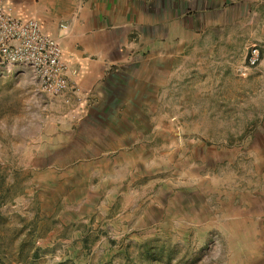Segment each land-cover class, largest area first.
<instances>
[{
	"label": "rangeland",
	"instance_id": "obj_1",
	"mask_svg": "<svg viewBox=\"0 0 264 264\" xmlns=\"http://www.w3.org/2000/svg\"><path fill=\"white\" fill-rule=\"evenodd\" d=\"M225 1L104 120L0 69V264H264V0Z\"/></svg>",
	"mask_w": 264,
	"mask_h": 264
},
{
	"label": "crops",
	"instance_id": "obj_2",
	"mask_svg": "<svg viewBox=\"0 0 264 264\" xmlns=\"http://www.w3.org/2000/svg\"><path fill=\"white\" fill-rule=\"evenodd\" d=\"M5 1L12 5L14 16L36 19L76 69L80 95L94 98L81 115L82 123L104 120L109 109L133 101L165 69L171 76L183 69L192 49L205 38L201 34L207 14L223 12L226 2L80 0L67 5V12L57 19L63 20L62 27H57L46 4Z\"/></svg>",
	"mask_w": 264,
	"mask_h": 264
},
{
	"label": "built area",
	"instance_id": "obj_3",
	"mask_svg": "<svg viewBox=\"0 0 264 264\" xmlns=\"http://www.w3.org/2000/svg\"><path fill=\"white\" fill-rule=\"evenodd\" d=\"M258 58L257 47L251 45L245 65L254 66ZM14 65L29 67L38 90L64 105H73L78 111L91 101L89 94L80 95L77 71L63 59L58 41L36 19L14 16L12 5L0 0V69Z\"/></svg>",
	"mask_w": 264,
	"mask_h": 264
}]
</instances>
